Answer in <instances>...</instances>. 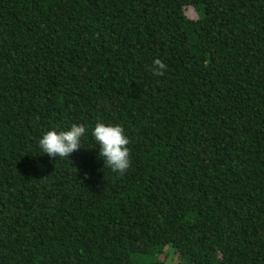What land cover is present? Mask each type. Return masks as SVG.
<instances>
[{
	"label": "trees",
	"instance_id": "1",
	"mask_svg": "<svg viewBox=\"0 0 264 264\" xmlns=\"http://www.w3.org/2000/svg\"><path fill=\"white\" fill-rule=\"evenodd\" d=\"M0 264H264V0H0Z\"/></svg>",
	"mask_w": 264,
	"mask_h": 264
},
{
	"label": "clouds",
	"instance_id": "2",
	"mask_svg": "<svg viewBox=\"0 0 264 264\" xmlns=\"http://www.w3.org/2000/svg\"><path fill=\"white\" fill-rule=\"evenodd\" d=\"M167 65L160 59L153 61L150 71L154 76H163ZM88 129L84 125H71L67 131H48L39 140L38 146L43 154L49 158L65 159L80 150L81 139ZM92 136L99 148V157H102L104 167L112 172L123 175L130 167V143L129 138L124 134V129L120 125H105L96 123L92 130ZM87 179V174H85Z\"/></svg>",
	"mask_w": 264,
	"mask_h": 264
}]
</instances>
